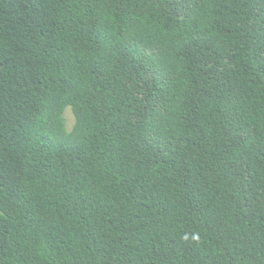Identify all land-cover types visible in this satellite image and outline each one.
Wrapping results in <instances>:
<instances>
[{"label": "trees", "instance_id": "16d2710c", "mask_svg": "<svg viewBox=\"0 0 264 264\" xmlns=\"http://www.w3.org/2000/svg\"><path fill=\"white\" fill-rule=\"evenodd\" d=\"M0 264H264V0H0Z\"/></svg>", "mask_w": 264, "mask_h": 264}, {"label": "rangeland", "instance_id": "374dc122", "mask_svg": "<svg viewBox=\"0 0 264 264\" xmlns=\"http://www.w3.org/2000/svg\"><path fill=\"white\" fill-rule=\"evenodd\" d=\"M66 119H67V125L69 129H72L74 123H75V118L73 116V113L71 110H67L66 112Z\"/></svg>", "mask_w": 264, "mask_h": 264}]
</instances>
